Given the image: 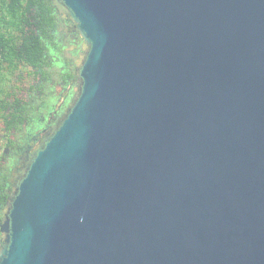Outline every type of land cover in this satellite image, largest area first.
I'll return each instance as SVG.
<instances>
[{
  "label": "water",
  "instance_id": "obj_1",
  "mask_svg": "<svg viewBox=\"0 0 264 264\" xmlns=\"http://www.w3.org/2000/svg\"><path fill=\"white\" fill-rule=\"evenodd\" d=\"M88 47L0 264H264V0H60Z\"/></svg>",
  "mask_w": 264,
  "mask_h": 264
},
{
  "label": "trees",
  "instance_id": "obj_2",
  "mask_svg": "<svg viewBox=\"0 0 264 264\" xmlns=\"http://www.w3.org/2000/svg\"><path fill=\"white\" fill-rule=\"evenodd\" d=\"M55 13L50 0H0V121L6 135L26 122H34L31 103L20 96L19 87L11 82L16 73L20 77L23 68H30V74L41 75L42 80L52 77L51 67L56 57L52 54L61 46L53 33L58 24ZM74 74L64 71L60 77L67 81ZM37 86L31 85L29 90L42 88L40 84ZM1 184L0 181V191L4 192L6 188Z\"/></svg>",
  "mask_w": 264,
  "mask_h": 264
},
{
  "label": "flooded vegetation",
  "instance_id": "obj_3",
  "mask_svg": "<svg viewBox=\"0 0 264 264\" xmlns=\"http://www.w3.org/2000/svg\"><path fill=\"white\" fill-rule=\"evenodd\" d=\"M50 1L53 2L54 0ZM57 1L60 2V0ZM54 9L58 20L57 28L53 31L55 38L61 43L66 39L74 43V57H76V60L80 59L82 62L87 54L84 50L87 46L86 43L80 36L76 25L71 21L68 12L64 17L55 5ZM79 68L78 66L74 67L75 74L73 79L62 80V83L58 84L48 78L42 80V76L39 75L36 84L32 85L38 87L37 85L40 84L42 88H35L31 91L29 87L20 94L27 93L28 98L25 101L31 103L30 108H32L31 114L34 117V122L32 124L28 122L24 123L20 129L12 130L10 135L3 134L4 138L0 143V181L3 183L1 184L2 188L5 187L6 189L4 192L0 191V197L3 193L2 204L0 206V224L6 221L12 200L17 193L21 179L24 178L27 168L33 160V154L54 133L76 101L81 86ZM43 85H49V90L46 91L47 88ZM58 87L63 88L62 93L67 92L70 87L72 91L70 90L69 93L61 97L60 94H56ZM38 101L41 102L38 104ZM33 109L36 111L34 112ZM7 236L5 233L0 234L1 246L5 245Z\"/></svg>",
  "mask_w": 264,
  "mask_h": 264
},
{
  "label": "rangeland",
  "instance_id": "obj_4",
  "mask_svg": "<svg viewBox=\"0 0 264 264\" xmlns=\"http://www.w3.org/2000/svg\"><path fill=\"white\" fill-rule=\"evenodd\" d=\"M53 4L57 7L59 12L62 13L65 17L67 14L66 8L63 7L59 1H56V0L53 1ZM84 50H85V52H88V47L86 46L84 48ZM74 51H75V44L69 42L68 39L64 40L63 43H61V46H59V48L54 50L52 55H54L56 57H55V59H53L54 61L52 62L51 69L53 70V72H52V77L49 78V79H51V81L54 80V82H56L58 84L62 81V79L60 77L61 73H64V71L75 73L74 67H76V66L81 67L82 62L80 59L76 60V57H74ZM30 71H31L30 68H23L19 72L20 77L17 76V73H16V75H13L14 80L11 82V84L13 86L19 87L20 94L22 93V91L27 90L32 84H36V82L38 81L36 76H33L30 74ZM45 87L47 88L46 91L49 90L48 89L49 85H46ZM70 90H71V87L69 88V90L67 92L62 93L63 88L58 87L56 94H58V95L60 94L62 97L66 93H69ZM20 96L21 97L23 96L22 98L24 100H26L28 98L27 93L22 94ZM40 102L41 101H38L37 103L39 104ZM35 111L36 110H34V112ZM31 112H32V108H31ZM3 128H4V125L0 121V143H1L2 139L4 138L3 137V134H4ZM4 143H5V141H4ZM4 143H3V145H4Z\"/></svg>",
  "mask_w": 264,
  "mask_h": 264
},
{
  "label": "built area",
  "instance_id": "obj_5",
  "mask_svg": "<svg viewBox=\"0 0 264 264\" xmlns=\"http://www.w3.org/2000/svg\"><path fill=\"white\" fill-rule=\"evenodd\" d=\"M1 61H2V55L0 54V63H1ZM1 249H2V246L0 244V251H1Z\"/></svg>",
  "mask_w": 264,
  "mask_h": 264
}]
</instances>
